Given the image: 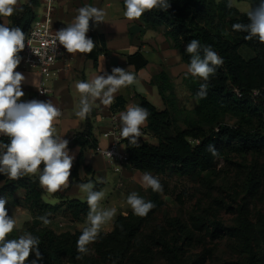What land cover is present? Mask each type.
<instances>
[{"label": "trees", "instance_id": "obj_1", "mask_svg": "<svg viewBox=\"0 0 264 264\" xmlns=\"http://www.w3.org/2000/svg\"><path fill=\"white\" fill-rule=\"evenodd\" d=\"M39 1L27 0L22 13L7 18L10 25L21 27L27 36L36 18L34 9L39 6ZM248 1L255 6L259 2ZM169 2L171 7L167 12L159 10L145 12L139 20L150 30L163 29L164 37L169 41L171 48L178 52L181 62L186 66L190 62V55L185 52V48L192 39L199 40L202 45H211L223 57L224 64L210 78L206 99L196 97L202 80L186 74L182 76V82L190 98L196 102L191 111L179 110L173 84L164 72L154 76L150 84L157 88L165 109L158 111L146 100L140 98L139 101L140 106L150 113L146 128L156 143L140 142V147H135L123 138L121 144L127 156L126 165L135 172L141 174L150 172L156 177L203 179L205 175L215 171L221 160L248 154L264 155V44L256 39L245 40L246 33L232 31L233 23L248 21L246 14L239 13L233 7L228 8L226 0L220 2L169 0ZM224 30L229 32L227 37L221 35ZM241 47L250 50L253 57L243 59L239 54ZM99 52L104 50L101 49ZM20 54L21 52L18 53L19 56ZM127 59L136 69L146 65V61L138 53L129 55ZM253 89H259L261 95L253 96ZM123 103V100H117L112 106L113 110L123 107ZM176 115L181 117L182 128L174 126ZM230 121L233 123L229 124ZM216 128H220V131H214ZM0 142H8V138L0 136ZM71 142L79 148V153L73 162L69 185L82 183L78 179L80 168L84 169L86 175L92 173L84 162L86 151L97 150L88 117L84 121L83 131L74 134ZM209 143L220 152V159L207 152L206 147ZM0 181L3 182L0 187V198H5L13 206H22L32 218L21 230H14L8 238H16L24 231L38 236L41 240L39 250L43 255V260L39 264H129L139 252H148L147 246L139 237L145 222L162 206L161 192L156 193L150 188L147 189L144 199L154 202L156 207L146 217H138L132 212L126 216L117 215L111 231L101 232L99 239L89 245L90 253L84 255L83 259H76L78 255L76 241L82 230L56 234L43 226L36 217L51 213L50 220L59 217L68 223H80L86 219L88 212L86 201H62L53 206L44 203L42 200L44 192L39 187L38 176L23 177L14 181L0 176ZM89 181L94 184V190L99 191L100 186L92 177L86 182ZM245 185L247 193L255 185L250 174ZM19 190L24 192L23 198L13 199V195ZM236 215L238 255L228 264H264V215H259L257 222L252 223L245 203L237 205ZM171 226L174 231H178L175 223ZM219 230V224L213 223L212 238L219 236ZM173 236L167 238L166 235L159 233L155 243L169 262L184 264L182 245L190 240V236L183 231L178 237ZM34 258V253L30 254L26 264H31Z\"/></svg>", "mask_w": 264, "mask_h": 264}, {"label": "clouds", "instance_id": "obj_2", "mask_svg": "<svg viewBox=\"0 0 264 264\" xmlns=\"http://www.w3.org/2000/svg\"><path fill=\"white\" fill-rule=\"evenodd\" d=\"M123 5V16L129 21L139 20L145 12L153 10L167 12L171 7L169 0H123ZM226 6L232 8V0H228ZM23 11L24 6L20 0H0V20ZM106 15L103 8L87 4L79 7L71 22L55 31L54 35L47 31L34 30L31 37L41 41L42 50L32 51L41 61L49 50L56 54L58 45L63 46L69 54H90L96 47L93 40L86 35L90 30V21L98 26L105 22ZM246 16L248 22L233 23L232 31L246 33L245 40L256 39L264 44V0H259L254 7L251 6ZM221 35L227 37L229 32L224 30ZM26 39L31 47L32 39L26 37L21 27L0 23V136L8 138V142H0V174L13 181L38 176L39 187L48 194H55L69 187L75 155L70 154L69 141L57 134L55 125L62 116L61 109L52 100H21L25 95L22 84L27 82V78L15 69L21 63L18 53L24 50ZM185 52L190 55L186 75L203 81L196 92V97L206 99L210 78L223 66L224 59L211 45H202L197 39L188 42ZM51 59L49 56L48 60ZM101 72L104 74L96 75L91 80L75 82V89L80 98L74 114L80 120H85L91 114L96 101L110 107L115 101V94L121 88L135 83L137 79L133 72L120 67H113L111 74L103 68ZM32 85L40 89L34 79ZM40 90L41 94L46 92ZM252 94L260 96L261 92L259 89H253ZM149 115V111L140 105H128L126 110L119 114L120 136L130 145L140 147L139 138L143 136L141 129ZM214 131L219 132L220 128ZM206 150L214 158H221L220 152L213 144L209 143ZM104 154L112 157L108 151ZM104 182L103 178L97 180V183ZM141 186L156 193L163 191L159 178L150 172L142 175ZM77 187L86 194L88 206L86 226L76 241L78 253L76 259H83L84 255L90 253L89 245L99 239L103 226L114 219L117 209L100 206L105 193L102 190H94L91 181L78 183ZM6 203L5 198H0V264H26L33 253L35 258L31 260V264H39L43 260V255L39 250L41 240L38 236L24 231L16 238H8L17 229L22 212L17 207L13 215L9 216ZM126 203L134 215L142 218L156 207L154 202L145 200L137 192L128 194ZM50 215L51 213H47L36 219L41 221L43 226H48L51 224Z\"/></svg>", "mask_w": 264, "mask_h": 264}, {"label": "crops", "instance_id": "obj_3", "mask_svg": "<svg viewBox=\"0 0 264 264\" xmlns=\"http://www.w3.org/2000/svg\"><path fill=\"white\" fill-rule=\"evenodd\" d=\"M47 2L52 5L51 26L54 33L60 28L66 27L77 14V9L86 4L103 8L107 15L105 22L100 23L98 26L90 21V30L86 35L96 45L92 53L69 54L61 46L62 57L44 75L36 70H25L20 63L15 71L22 73L27 78V82L22 84L25 95L21 97V100H52L61 109L62 116L58 118L55 125L57 134L69 141L70 154H74L76 159L79 148L72 145L71 141L74 134L83 131L85 120H80L74 114L78 108L80 98L75 89V82L78 80H91L96 75H103L102 68L108 74H111L113 67H120L133 72L137 77L135 83L121 88L115 94V101L110 107H105L99 101H96L91 114L88 116L92 135L97 143V150L107 149L116 142L124 151L121 144L123 138L120 136L119 114L125 111L128 105H140V98L146 100L156 110L163 111L165 106L157 88L150 84L151 79L164 72L169 77L175 90L176 85L182 81V76L186 74L187 66L181 62L178 52L171 48L169 41L163 35V29L150 30L140 20L129 21L123 16V0H40L39 6L34 9L36 16L43 12ZM20 3L25 5L27 0H20ZM3 22L10 25L7 18L0 20V23ZM101 41L103 45H101ZM101 49L104 52H99ZM135 53H138L146 61V65L141 69H136L134 64L128 62L127 57ZM42 78L47 79L48 93L45 96L38 97V89L32 85V80L34 79L37 87H39ZM119 99L124 101L123 107L113 110L112 106ZM146 127L147 123L142 126L143 136L139 138V143L155 144V138L147 131ZM108 133L113 134L104 137V134ZM84 162L85 166L90 167L92 173L86 175L84 169L80 168L78 179L82 183H86L92 177L95 183L100 186L99 191L102 190L105 193L104 199L100 202L102 208L115 207L117 209L116 216L119 214L126 216L131 212L130 206L126 203V198L131 192H137L141 196L142 191H145L141 186L143 174L133 171L128 165H123L119 172H115L113 164L91 150L84 153ZM0 176L7 179L3 174H0ZM98 178H103L105 182L97 183ZM2 185L3 182L0 181V187ZM23 196L24 192L19 190L15 192L13 199L21 200ZM44 196L53 202V206L62 201H81L80 198L86 197V194L78 189L77 183H72L68 188L57 192V194L44 192L42 200ZM17 207L21 209L22 215L19 218L16 230H21L22 226L31 221L32 218L22 206H13L7 201L6 208L9 211V216L13 215ZM59 220H61L59 217H55L51 219V224L45 227L59 234L75 230L80 231L86 226V219L74 224L59 223L58 227L69 226L70 228L67 231L58 232L55 226Z\"/></svg>", "mask_w": 264, "mask_h": 264}, {"label": "rangeland", "instance_id": "obj_4", "mask_svg": "<svg viewBox=\"0 0 264 264\" xmlns=\"http://www.w3.org/2000/svg\"><path fill=\"white\" fill-rule=\"evenodd\" d=\"M220 1L222 0H214ZM232 4L241 14H246L251 6H255L248 0H232ZM239 54L245 60L253 57L252 52L245 47L239 49ZM175 91L179 110L191 111L196 102L190 98L182 81L176 85ZM231 123L233 121L229 122ZM174 126L183 127L179 115ZM248 174L255 181L249 193L245 190ZM158 178L163 185L162 206L145 222L139 237L147 246L148 252H139L129 264H173L163 256L155 241L159 233L171 238L173 235L178 237L182 231L190 236V240L182 245L184 264H228L234 261L238 255L239 244L235 229L237 205L245 203L254 224L259 215H264V155L248 154L221 160L215 171L205 175L203 179L191 180L178 176ZM141 194L144 198L146 190ZM80 200L85 202L86 197H81ZM43 202L53 204L45 196ZM100 206L102 207L101 204ZM59 223L68 222L59 220L55 226L58 232L70 228L58 227ZM172 223L176 224L178 231L172 229ZM213 223H218L220 227L217 238H212L211 235ZM111 229L110 222L103 226L101 232L108 233Z\"/></svg>", "mask_w": 264, "mask_h": 264}, {"label": "built area", "instance_id": "obj_5", "mask_svg": "<svg viewBox=\"0 0 264 264\" xmlns=\"http://www.w3.org/2000/svg\"><path fill=\"white\" fill-rule=\"evenodd\" d=\"M52 5L50 2H47L43 8V12L36 16L35 20L32 22L27 36L32 39L31 47L27 44V39L25 40V48L21 51V64L22 68L25 70H36L41 75L46 74L50 68L57 62L59 58L62 57L61 46H57L56 54H53L51 50L48 51L47 56L44 57L43 61L40 60V57L36 55L32 49L42 50V43L38 38H32L31 33L34 30H40L41 32L47 31L50 35H54L52 30ZM26 36V37H27ZM58 44V42H57ZM51 56L52 59L48 60V57ZM40 89L46 91L44 94H41V90H37L38 97L45 96L48 93L47 88V79L42 78L39 82ZM113 133L104 134V137H108ZM110 152L112 157L106 156L104 153ZM96 153L108 160L109 163L115 166L114 171L119 172L123 165H126L127 156L125 152L120 148L118 143H113L109 148L104 150H96Z\"/></svg>", "mask_w": 264, "mask_h": 264}]
</instances>
